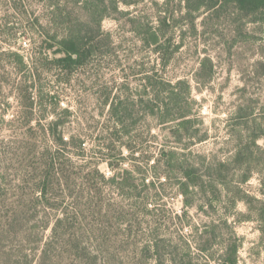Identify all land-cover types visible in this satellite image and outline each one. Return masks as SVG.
Segmentation results:
<instances>
[{"label":"rangeland","instance_id":"rangeland-1","mask_svg":"<svg viewBox=\"0 0 264 264\" xmlns=\"http://www.w3.org/2000/svg\"><path fill=\"white\" fill-rule=\"evenodd\" d=\"M130 1L131 4L121 3L117 13L102 19V30L111 35V44L103 47L104 54L77 69L69 81L59 82L56 81L58 71L45 63L42 55L37 53V59L33 60L31 57L39 50L40 24L51 33L53 29L61 31L48 25L51 8L43 2L32 5L29 19L28 14L20 16L0 0V26L3 28L10 22L17 28L10 39L0 41V143L23 132L43 141L42 126L56 118L66 122L64 134L80 136L93 160L113 157L136 174L155 181L157 188H153L147 207L141 199L135 204V199L124 197L127 212L134 211L142 218L150 215L148 210L154 208L162 230L173 234L175 240L181 236L187 240L192 233L191 225L203 229L204 224L215 219L219 236L210 254L216 252L217 256V252L224 250L235 231L241 243L238 264H264V217L254 211L255 207L264 210V154L255 162L244 160L242 167L226 163L228 169L220 174L227 189L222 193L218 208L214 210L207 204L199 208L203 204L199 190L195 206L188 208L186 214L183 195L173 186V181L161 177L153 167L164 146L177 150L204 173L213 160L218 166L226 160L232 163L231 158L240 143L252 136L254 121H264V82L255 66L262 59L264 23L239 21L232 24L228 17L212 16L206 9L192 12L196 18L191 20L187 15L189 0ZM72 3L75 5L74 1L70 5ZM80 6L76 3L73 8L75 14L83 18L87 13ZM173 8L177 9L172 19L175 25L165 34V38L172 36V40L160 54L157 45H147L144 38H151L147 34L149 30L159 31L164 11ZM93 22L90 18V23ZM21 26L26 29L24 33ZM10 49L19 52L26 66L16 56L9 57L6 51ZM52 56L50 54V58ZM205 56L212 57L211 76L210 62L202 63ZM25 77L30 80L33 108L26 106L27 92L19 84ZM162 80L172 85L180 82L178 89L182 91L183 104L192 114L193 125L182 139L170 130L171 125L160 123L157 106L168 102L167 93L158 95ZM53 93L58 95L59 102L50 98L49 94ZM112 102H122L128 109L126 126L115 125L110 119ZM246 112L247 118L238 117ZM28 120L34 129H30ZM102 143L113 146L109 154L99 151L98 144ZM258 144L264 149V137L258 139ZM132 150L136 153L132 154ZM249 163L255 169H251V177L243 181L245 174L250 173L246 170ZM100 168L107 177L113 175L106 161ZM204 180L210 181L208 177ZM239 187L261 201H253V211L246 202L240 201L234 208L228 201L235 197ZM244 213L254 217L243 220ZM227 218L230 227L219 223ZM207 258L200 259L199 264H219L217 259ZM148 264L155 262L150 259Z\"/></svg>","mask_w":264,"mask_h":264},{"label":"trees","instance_id":"trees-1","mask_svg":"<svg viewBox=\"0 0 264 264\" xmlns=\"http://www.w3.org/2000/svg\"><path fill=\"white\" fill-rule=\"evenodd\" d=\"M72 1L85 9L86 16L82 18L75 14V5H70ZM40 2L51 8V22L48 25L61 31L53 29L51 33L40 24L39 50H35L31 57L33 60L37 59V53L42 55L43 61L58 71L56 81L59 82L69 81L77 69L87 66L97 55L104 54L103 47L111 44V35L102 30V19L117 13L121 3H132L130 0H2V4L20 16L27 17L28 14L29 19L32 14L29 7L31 9L32 5ZM189 2L190 12L187 15L191 20L196 18L192 12L206 9L212 16L228 17L232 24L239 21L264 23V0ZM164 12L159 21V31L149 30L147 34L151 38H144L147 45H157L160 54L171 43L172 36L165 38V34L169 28H174L175 21L172 19L177 9H166ZM90 18L94 20L93 23H90ZM9 23L3 28L0 26V41L10 39L17 33V28ZM192 24L194 28V22ZM23 26L22 33L26 31ZM6 52L9 57L16 56L25 65L18 51L10 49ZM50 54H53L52 58ZM204 62L211 64L212 57L205 56L202 59ZM163 63L165 65L166 61ZM255 66L264 82V47L262 59ZM212 69L211 64L210 76ZM61 74L64 76L60 77ZM33 75L36 76L35 73ZM33 79L37 80L36 77ZM29 81L25 77L19 84L27 92L26 106L33 108L34 96L29 93ZM160 83L158 95L160 92L168 95V102L157 106L160 123L171 125L170 130L182 139L185 132L189 133L194 120L183 104L182 91L178 89L180 82L172 85L162 80ZM49 95L59 102L57 94ZM108 104L106 101L105 105ZM109 114L115 125L126 126L125 115L129 111L122 102H112ZM238 117L247 118L248 112ZM27 122L30 129H34L31 121ZM65 123L56 118L42 126L43 141L23 132L0 143V264H148L150 259L155 264H199L200 259H206V256L207 260L217 259L219 264H238L241 243L235 231H232L224 250L217 252V256L216 252L209 253L211 249L215 250L219 236L216 232L219 224L215 219L210 224H204L203 229L191 225L192 233L187 240H184V236L175 240L173 234L162 230L154 208L148 210L150 215L142 218L134 211L127 212L124 197L135 199V204L141 199L145 206L148 205L153 188H157L155 181L148 180L143 174H136L124 167V162L114 161L113 157L93 160L80 136L64 134ZM251 129L252 136L240 143L238 151L231 158L232 163L226 160L218 166L219 163L213 160L207 173L196 163H188L177 150L166 146L160 149L153 167L161 177L173 181V186L183 195L185 214L188 208L195 206L199 190L202 195L199 200L203 204L198 207L203 209L207 204L216 210L222 201L223 191L227 189L220 174L228 169L225 168L227 164L242 167L244 160L255 162L264 154L263 147L258 144V139L264 137V121L255 120ZM202 139L205 140V137ZM98 148L101 153L104 154L105 150L108 151L105 154H109L113 146L102 143L98 144ZM131 153L136 152L132 150ZM103 161L114 171L111 177L102 172L100 165ZM247 169L250 173L245 174L243 181L251 177L255 168L249 163ZM204 177L210 181L204 180ZM254 200L259 199L250 196L241 187L235 197L228 199L234 208L238 202H246L250 211H253L251 205ZM254 211L259 217H264L262 208L255 207ZM243 215L246 216L243 220L254 217L253 214ZM228 221V218L221 219L219 223L230 227Z\"/></svg>","mask_w":264,"mask_h":264}]
</instances>
